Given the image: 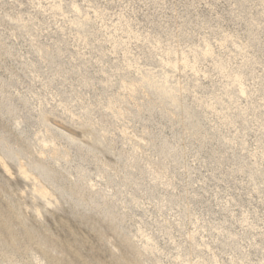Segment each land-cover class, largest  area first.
Wrapping results in <instances>:
<instances>
[{
  "label": "rangeland",
  "instance_id": "rangeland-1",
  "mask_svg": "<svg viewBox=\"0 0 264 264\" xmlns=\"http://www.w3.org/2000/svg\"><path fill=\"white\" fill-rule=\"evenodd\" d=\"M0 264H264V0H0Z\"/></svg>",
  "mask_w": 264,
  "mask_h": 264
}]
</instances>
